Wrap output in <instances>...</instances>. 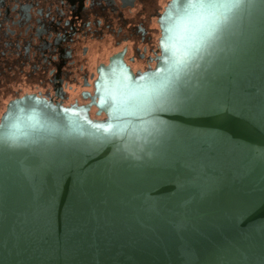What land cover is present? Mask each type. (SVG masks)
<instances>
[{
    "label": "water",
    "instance_id": "1",
    "mask_svg": "<svg viewBox=\"0 0 264 264\" xmlns=\"http://www.w3.org/2000/svg\"><path fill=\"white\" fill-rule=\"evenodd\" d=\"M158 22L155 64L112 56L88 103L6 105L0 264H264V0Z\"/></svg>",
    "mask_w": 264,
    "mask_h": 264
},
{
    "label": "flooded vegetation",
    "instance_id": "2",
    "mask_svg": "<svg viewBox=\"0 0 264 264\" xmlns=\"http://www.w3.org/2000/svg\"><path fill=\"white\" fill-rule=\"evenodd\" d=\"M168 1L0 0V116L24 94L88 103L114 55L133 71L153 66Z\"/></svg>",
    "mask_w": 264,
    "mask_h": 264
},
{
    "label": "rangeland",
    "instance_id": "3",
    "mask_svg": "<svg viewBox=\"0 0 264 264\" xmlns=\"http://www.w3.org/2000/svg\"><path fill=\"white\" fill-rule=\"evenodd\" d=\"M93 114V113H92Z\"/></svg>",
    "mask_w": 264,
    "mask_h": 264
}]
</instances>
